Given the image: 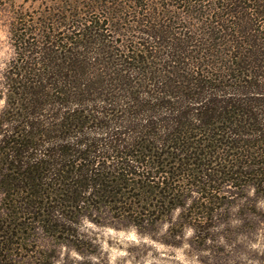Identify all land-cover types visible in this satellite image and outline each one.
<instances>
[{
    "label": "trees",
    "instance_id": "trees-1",
    "mask_svg": "<svg viewBox=\"0 0 264 264\" xmlns=\"http://www.w3.org/2000/svg\"><path fill=\"white\" fill-rule=\"evenodd\" d=\"M31 6L0 71V264H58L84 220L264 264V0Z\"/></svg>",
    "mask_w": 264,
    "mask_h": 264
},
{
    "label": "rangeland",
    "instance_id": "rangeland-1",
    "mask_svg": "<svg viewBox=\"0 0 264 264\" xmlns=\"http://www.w3.org/2000/svg\"><path fill=\"white\" fill-rule=\"evenodd\" d=\"M32 3L33 0H0V71L11 55L7 30L12 16L21 7H32ZM117 225L82 221L79 239L62 248L58 264H258L252 259L249 247L238 253L219 255L194 249L187 241L191 230L182 245L172 246L164 243L165 224L149 234L131 224ZM258 246L263 248L260 243Z\"/></svg>",
    "mask_w": 264,
    "mask_h": 264
}]
</instances>
